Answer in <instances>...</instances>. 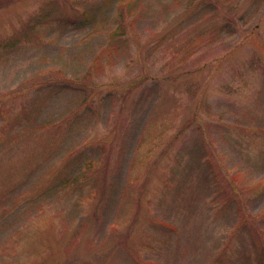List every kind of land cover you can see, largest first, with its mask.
<instances>
[{
    "label": "rangeland",
    "instance_id": "374dc122",
    "mask_svg": "<svg viewBox=\"0 0 264 264\" xmlns=\"http://www.w3.org/2000/svg\"><path fill=\"white\" fill-rule=\"evenodd\" d=\"M0 264H264V0H0Z\"/></svg>",
    "mask_w": 264,
    "mask_h": 264
}]
</instances>
